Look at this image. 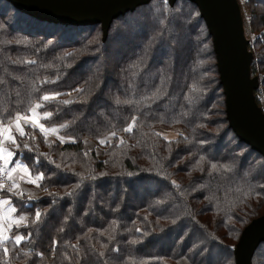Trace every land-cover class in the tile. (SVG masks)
<instances>
[{"label":"trees","instance_id":"16d2710c","mask_svg":"<svg viewBox=\"0 0 264 264\" xmlns=\"http://www.w3.org/2000/svg\"><path fill=\"white\" fill-rule=\"evenodd\" d=\"M246 1L251 29L263 32L249 47L264 111V0ZM183 38L182 54L197 53L180 72ZM112 46L114 78L101 62ZM109 83L122 85L106 101L117 108L95 120L93 103ZM48 94L55 98L44 101ZM34 104L62 140L31 127L16 137L14 160L43 194L11 197L27 220L0 238V264H234L241 230L264 215V158L228 127L211 36L193 3L152 0L114 19L103 39L99 24L36 20L0 0V122ZM172 127L177 139L159 135ZM143 184L148 195L128 204ZM251 264H264V243Z\"/></svg>","mask_w":264,"mask_h":264},{"label":"water","instance_id":"95a60500","mask_svg":"<svg viewBox=\"0 0 264 264\" xmlns=\"http://www.w3.org/2000/svg\"><path fill=\"white\" fill-rule=\"evenodd\" d=\"M30 17L70 26L100 25L103 39L117 17L152 0H5ZM176 0H167L170 7ZM198 9L211 36L228 127L239 141L264 158V111L255 99L259 78L252 75L253 53L244 33L238 0H187ZM264 243V215L251 219L232 248L234 264H251Z\"/></svg>","mask_w":264,"mask_h":264},{"label":"crops","instance_id":"0c3cea01","mask_svg":"<svg viewBox=\"0 0 264 264\" xmlns=\"http://www.w3.org/2000/svg\"><path fill=\"white\" fill-rule=\"evenodd\" d=\"M47 116L46 113L39 110V105L34 104L26 114L17 115L5 123L0 122V161L7 167L10 180L13 183L12 190L4 192L0 196L1 239L8 238L11 228L21 227L27 220L26 214L18 213L11 197H17L23 201H33L43 194L38 177L30 174L23 162L14 160L13 147L17 143L16 137L22 136L26 127L37 129L48 139L51 138L52 131L43 124V120Z\"/></svg>","mask_w":264,"mask_h":264},{"label":"rangeland","instance_id":"374dc122","mask_svg":"<svg viewBox=\"0 0 264 264\" xmlns=\"http://www.w3.org/2000/svg\"><path fill=\"white\" fill-rule=\"evenodd\" d=\"M239 3H240V6H241V11H242V16H243V24H244V33H245V36L246 38L249 40V45L252 44L256 38H262L263 37V32L261 31H253L251 29V26H250V18H251V12L249 10V8L247 7V4H246V0H238ZM129 29V27L126 26V29ZM126 29L124 30V32H126ZM187 35V34H186ZM187 40L186 38H183L182 40H178L179 45H182V47H180L179 51L180 52L178 54V58H179V61H181V65H178L177 63V71L179 70L180 72L183 71V58L189 53V52H192V53H197V49L195 50V48L191 47V48H188L187 49V52H185L184 54L183 51V48H185L186 46V43H187ZM112 49V50H111ZM113 46L112 48H109L107 50V54L105 55V57L101 60V62L103 60H105V70L108 74V76H110L111 78H114V73L117 69V65L118 63L120 62V54L116 53L114 50H113ZM186 49V48H185ZM251 50V49H250ZM182 51V52H181ZM104 66V65H103ZM101 67V63L100 61L95 63V64H88V66H85L83 68H81L76 75L78 74H82V73H87V72H93L97 69H99ZM257 75V74H255ZM258 76V75H257ZM148 81V80H147ZM120 86L122 85H115L113 83H109L106 85L105 89L103 90V93H102V96H101V99L100 100H97L96 102L93 103V106H92V111H90V116L91 118H94L95 120L97 119V117H99L98 115L101 114L102 110H107L109 111V113H112L114 112L116 105L114 103L111 104V106L109 107L107 104V100L109 99V97L113 94V92L115 90H120ZM75 93L73 94H70L69 96H73ZM55 98V95H51V94H48V95H45L44 96V101H49L51 100L52 98ZM91 121H94L93 119H90V122ZM54 127V125H52ZM52 131V128L49 129ZM56 132H57V129L54 128V131L51 132V138L50 141H54V140H62L61 138H58L57 135H56ZM158 133L161 137H163L164 139L166 140H173V139H177L180 134H181V130L179 128H175V127H172L170 129H159L158 130ZM64 141H60V143L62 144ZM94 146L93 142H85V150H90L92 147ZM212 153V150L210 151ZM209 152V153H210ZM97 153V152H96ZM97 156L99 157V152L97 153ZM138 187V192L134 191V189L131 188V191H129L127 193V195L125 196V201L128 203V204H132L134 203L135 201H138L140 197H144V196H147L148 195V191L147 190V187H146V184H143V185H139L137 186ZM107 189L106 186H98L97 187V192L99 194H101L102 191H105ZM111 197V196H110ZM84 199L82 196H78L75 200V203L79 204L80 202H82ZM57 214V212H56ZM169 243V241H168ZM167 243V244H168ZM154 247V246H153ZM260 260H263L260 259Z\"/></svg>","mask_w":264,"mask_h":264},{"label":"built area","instance_id":"2783aa9c","mask_svg":"<svg viewBox=\"0 0 264 264\" xmlns=\"http://www.w3.org/2000/svg\"><path fill=\"white\" fill-rule=\"evenodd\" d=\"M13 188V183L10 180L7 167L0 161V192L2 190H10Z\"/></svg>","mask_w":264,"mask_h":264}]
</instances>
